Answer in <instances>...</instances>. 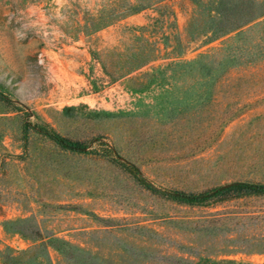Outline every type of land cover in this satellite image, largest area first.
I'll return each instance as SVG.
<instances>
[{"label":"rangeland","instance_id":"1","mask_svg":"<svg viewBox=\"0 0 264 264\" xmlns=\"http://www.w3.org/2000/svg\"><path fill=\"white\" fill-rule=\"evenodd\" d=\"M107 1L0 0V264H264V195L170 194L264 184V0Z\"/></svg>","mask_w":264,"mask_h":264},{"label":"trees","instance_id":"2","mask_svg":"<svg viewBox=\"0 0 264 264\" xmlns=\"http://www.w3.org/2000/svg\"><path fill=\"white\" fill-rule=\"evenodd\" d=\"M168 1L170 0H108L107 6L110 7L107 8V6H105L103 8V10L101 11V17L98 18L99 20L98 22L102 23L103 25H108L114 22L115 20H122L128 16L146 10L157 11L160 10L162 7H164V5ZM250 23L251 22L245 25H248ZM244 26L238 27L232 31H229L228 33L241 30L239 31V37L240 35L244 36L247 33V31L242 30ZM214 57L215 55H211V54L204 56L203 57L205 58L203 59L204 64H206L205 60L207 59L212 60V58ZM48 135L65 149H71V150L78 149L76 147V144L63 138L57 133L51 132ZM139 181L143 185H145L148 189L156 191V189L152 185L147 184L143 179H140ZM170 194L171 197H173L175 200L184 203L193 204V203H200L209 198H215L219 200H229V199L249 197V196H263L264 184L254 183V182H236L209 193L193 194V193L176 191V192H171ZM31 251L32 249L29 251L22 252L21 254H16V252L10 250V252L5 254V256L3 257L4 264H23L24 263L22 260L23 256L30 254ZM47 258L50 259L49 254H47Z\"/></svg>","mask_w":264,"mask_h":264}]
</instances>
